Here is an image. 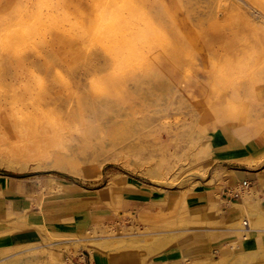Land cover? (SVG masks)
<instances>
[{"label": "rangeland", "instance_id": "obj_1", "mask_svg": "<svg viewBox=\"0 0 264 264\" xmlns=\"http://www.w3.org/2000/svg\"><path fill=\"white\" fill-rule=\"evenodd\" d=\"M95 1L0 0V93L11 94L0 95L1 107L9 109L11 102L30 100L35 105H46L47 109L55 107L59 112L67 105H78L72 91L82 94L86 101V121L76 118L82 114L73 107L75 110L70 116L75 118L68 127L54 123L56 129L47 119L44 128L33 132L28 138L32 153L23 158V173L0 167L4 181L24 180L32 191V195L24 199L18 193L15 195L12 187L11 191L0 194V200L8 202V214H26V211L38 212L41 199L46 196L44 207H57L60 209L58 214H73L69 223L61 225L63 228H52L58 234L72 233L82 223L92 229L96 221L103 238L108 236L103 233L107 225H113L116 230L112 237L128 240H142L151 234L208 235L209 231L219 228L207 224L215 217L206 215L204 209L210 202H220L218 196L221 201L228 200V195L221 190L223 183L215 186L196 185L195 180L180 183L191 177L203 183L213 179L215 168L210 167L207 175H203L201 160L213 155L211 143L222 117H226L229 128L240 126L264 133V34L246 23L253 21L264 27V0H228L235 8L227 12L224 10L227 6H215V0H187L189 5L181 10V22L173 37L166 41L171 46L162 49L165 42L158 26L153 29L148 26L146 37L128 40L133 49L140 51L130 56L125 53L124 57L130 58L131 62V66L123 67L128 69V73H123L125 75H121L114 54L103 50V47L112 49L113 41L108 39L103 44L88 29L91 25L87 18L96 8ZM161 10V6H146L148 16ZM146 11L143 10L144 15H147ZM216 12L221 16L217 17ZM151 30L156 32V37ZM208 39L214 49L208 46ZM152 42L160 47L158 51L151 52ZM195 44L204 46L203 51L196 49ZM172 47L175 52L170 50ZM121 80H124L123 84H120ZM103 84L113 85L116 90L124 89L133 99L129 102L124 97L111 98L108 90H103ZM113 102L123 112L97 114L98 106L110 107ZM129 122L134 123L130 132ZM5 132L9 141H5ZM0 133L2 148L16 145L13 130L6 127ZM59 149L77 159L81 171L90 164L102 165L101 177L92 182L83 181L54 169V154ZM107 158L117 161L107 162ZM116 173L154 186L153 179L146 175L153 173L156 178L161 176L164 184L158 191L142 188L151 195L149 200L142 201L143 204H136V198L125 190L96 192L82 200L86 202L44 191L52 178L98 190ZM175 190L184 195L186 209H181L172 218L199 221L207 227L177 228L178 225L165 223L169 219H160L164 216L161 212H166L163 205L169 191ZM201 195L205 197L200 200L198 196ZM220 206L224 212L228 210L226 202ZM141 212L147 213L144 222L139 218ZM202 212L204 216L192 219ZM8 228V223H0L1 232ZM58 245L40 242L27 251H56ZM195 246L193 250L183 251L184 255L209 250L205 242ZM174 249L165 252V262L182 264L179 250ZM215 250L218 248L214 247L211 254ZM82 253L83 260L74 259L76 264H91L89 253ZM70 257L63 255L65 261ZM117 257L121 256L99 253L96 264H113ZM160 260L153 258L151 264H158Z\"/></svg>", "mask_w": 264, "mask_h": 264}, {"label": "bare ground", "instance_id": "obj_2", "mask_svg": "<svg viewBox=\"0 0 264 264\" xmlns=\"http://www.w3.org/2000/svg\"><path fill=\"white\" fill-rule=\"evenodd\" d=\"M187 4L189 5L187 0H96L94 4L96 8L93 9L90 14L91 16L89 15L87 18L88 25H91L88 29L91 33L93 32L97 35L98 37L96 38H99V41L103 44L108 39L113 41L112 49L103 47V50L106 53L114 54L116 65L121 69V75H125L123 73H128V69H123V67L125 65L131 66L130 58L124 57L125 53L128 52V56H130L131 53L140 51L138 48L133 49L132 45L128 44V40L132 41L146 37L148 35V26L152 27L151 29L158 26V30H161L159 33L160 37L165 42L162 44V49L166 46H171L166 41L173 37L174 31L183 16L181 10L183 6H188ZM146 6H161L162 10L159 13L148 16ZM215 6H227L224 9L225 12L235 8V5L229 4L228 0H215ZM143 10L146 11L147 15H144ZM216 14L217 17L221 16L219 12H216ZM238 17L241 20L243 19L240 15ZM247 22L250 27L257 28L261 34H264L263 26L255 25L253 21ZM151 32L153 31L151 30ZM153 33L154 37H156V32ZM208 41L210 40L208 39ZM205 43L204 41L203 45ZM152 44L151 52L158 51L160 47L153 42ZM195 46L197 47L196 44ZM208 46L214 49V44L211 41L208 43ZM173 47L170 50L175 52V48ZM196 49L203 51L204 46L200 45ZM159 52H163V50ZM239 67H241V64ZM124 80H121L120 84H123ZM103 90H108L107 93H109L111 98L124 97L129 102L133 99V96L128 91L124 89L116 90L113 85L103 84ZM72 94L77 98L78 105H67L66 108L63 107L59 112L55 107L47 109L46 105L40 103L35 105L30 100H24L20 103L11 102L12 107L9 106V109H7V106L3 109L0 105V131H4L8 127L15 132L17 139L16 145L6 148L0 146V167H4L10 172L23 173L25 171V166L22 164L23 158L25 155H31L30 153H32L29 151L31 146L28 138L33 132H37V128H44L46 126L44 125V121L47 119L50 120L48 121L50 126L53 125L56 129V124H63L65 127H68L75 118V116L70 115L72 114L71 111L75 110L73 107H76L82 114L76 116V118L79 121H86L84 118L86 105L84 96L76 91H72ZM0 95L10 96L11 94L4 92L0 93ZM112 105L110 107L104 105L98 106L96 108L97 114L103 116L110 111L116 113L123 112V109L115 102ZM133 125L134 123L130 122L127 124L129 128L128 132L131 131ZM226 125H228L226 117H222L219 120L218 128H225ZM231 133L235 138L236 144L232 147H227L222 138L218 139L214 143L218 149L217 154L210 155L201 160V172L203 175H207L210 167L215 162L221 160H230L248 166L264 163V148L253 150L248 146V143L258 135V132L248 130L246 127L235 126ZM5 134V141H9V135L6 132ZM1 135L0 133V137ZM101 147L104 149L105 145L102 144ZM54 157V169L69 173L83 181H96L102 175V165L91 166L90 164L88 168L81 171L78 167V160L71 158L65 152H62L61 149L55 152ZM106 161H117V159L107 158ZM83 163L86 164L87 161L84 160ZM229 174H232V172L222 169L216 171L213 179L207 183L212 186H215L216 183H223L221 190L223 189L226 195H228V200L221 201V198L218 196L217 199L220 202H210L204 209L206 215L215 217L214 221L207 224L216 226L219 229L209 231L208 235L197 237H188L189 235H186V237L182 234H151L142 240H128L126 237H112L116 233V230L113 225H107L104 227L105 231L103 233L108 236L103 238L98 232V229L101 227L95 225L96 221L93 222L92 229L87 227L85 223H82L73 232L71 231L72 233L58 234L54 233L52 228L58 227V230L63 228L61 225L69 223L71 221L70 216L73 214H58L57 210L60 211L59 208L47 207L48 205L44 207L46 196L41 199L38 212L26 211V214H8L6 212L5 201L0 200V223H8L9 227L5 231H0V259L3 260L2 264H76L74 259L81 258L83 260L84 254L82 252L85 251L90 255L91 264H96L97 254L99 253L121 256L117 257L118 260H116V263L113 262V264H151L153 258H157V260L161 259L158 264H169L165 262V258L167 257L165 252L175 250L174 248H176V250H179L182 264H264V199L261 198L262 192H264V170L259 171V186L262 192L252 186L248 190L242 189L239 186L236 189L227 187L225 177ZM146 175L153 179L154 186L135 180L127 174L116 173L111 177L106 186L98 190L84 189L67 180L52 178L44 188V191L47 190L51 194L63 198H76V200L82 201L88 195L96 192L102 194L104 191L110 190H116V192L125 190L127 194L140 196L142 195L140 192L142 188H151L158 191L160 185L164 184L161 176L156 178L153 173ZM4 178L5 176H0V194L6 193L9 190L6 187ZM188 181H194L196 185L205 186L203 182L194 177L183 180L180 184L182 185ZM71 190H76L78 193H73ZM169 192L171 193L167 197L168 200L163 205L166 212H161V214H164L160 218L161 220L164 221L167 218L169 221H165V223L178 225L177 228L185 226L192 228L199 226L207 227L205 223H199V221L187 222L186 219L178 220V218L174 220L172 217L177 216L178 211L186 209V203L184 195H179V191ZM237 200H240V202H237ZM225 202L228 213L224 212L220 206ZM53 208L55 211H53ZM204 213L202 212V215H194L192 219H198L204 216ZM146 215L147 213L141 212L139 214L140 221L144 222V216ZM28 230H36L40 235L41 241L33 244H11L10 237L13 234ZM145 230H148V228ZM221 232H225V234H221ZM187 234H190V231ZM232 239H237L238 241L232 242ZM40 242L44 244L59 243L60 245L55 247L57 252L47 249L27 251L40 245ZM203 242L209 247L208 251L184 255L183 251L193 250L196 248L195 244ZM214 247L218 248L215 252L213 251L216 256L213 252L211 254ZM65 254L71 256L66 261L63 259V255Z\"/></svg>", "mask_w": 264, "mask_h": 264}, {"label": "crops", "instance_id": "obj_3", "mask_svg": "<svg viewBox=\"0 0 264 264\" xmlns=\"http://www.w3.org/2000/svg\"><path fill=\"white\" fill-rule=\"evenodd\" d=\"M233 128L234 127L229 128L228 126H226L225 128H221L217 131L211 143L212 149H213V155H216L218 151V149L215 147V144H214L218 139L222 138L224 144L227 147H232L233 145L236 144L235 138L233 137L231 133ZM248 146L253 150L263 149L264 148V133L258 134L257 136H255L248 143ZM214 168H215V171H214L215 173L216 171H219L221 169L226 170L228 172L229 171L232 172V174H229L227 177H225L226 178L225 183L227 184V187L236 189L242 183L248 182L251 184L253 188H256L260 192H262V189L259 186V171L264 170V166L262 167V164H258L255 166H248V165L238 164L230 160H221V161L215 162L211 166V169H214ZM5 183L9 191L13 187L14 194L16 195V193H18L19 197H24V199H26L30 195H32V191H30V189L28 188L24 180L6 179ZM207 183H204V185H206ZM140 192L142 193V195L140 196L131 195L132 198H136L135 199L136 204H143L142 201L149 200V198L151 197V195L145 192L144 190H141ZM204 197L205 195L198 196L200 200ZM261 198L264 199V192H262ZM239 201L237 200V202ZM198 203H200V201ZM7 205H8V202H6V207ZM226 212L228 213V210ZM39 240H40V235L36 230H28V231L15 233L10 237L11 244H16V245L33 244V243L39 242Z\"/></svg>", "mask_w": 264, "mask_h": 264}, {"label": "built area", "instance_id": "obj_4", "mask_svg": "<svg viewBox=\"0 0 264 264\" xmlns=\"http://www.w3.org/2000/svg\"><path fill=\"white\" fill-rule=\"evenodd\" d=\"M251 184L248 182H244L241 185H239V187H241L242 189H246L248 190L250 188Z\"/></svg>", "mask_w": 264, "mask_h": 264}]
</instances>
